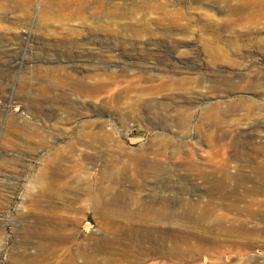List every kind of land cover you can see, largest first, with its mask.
Returning a JSON list of instances; mask_svg holds the SVG:
<instances>
[{
	"label": "rangeland",
	"instance_id": "obj_1",
	"mask_svg": "<svg viewBox=\"0 0 264 264\" xmlns=\"http://www.w3.org/2000/svg\"><path fill=\"white\" fill-rule=\"evenodd\" d=\"M0 2V83L11 97L0 98L1 117L10 115L26 123L21 135L0 126V264H61L63 254L75 252L78 246L87 258L133 254L115 233L126 218L98 217L90 207L103 188L104 200L114 202V208H135L129 202L141 194L127 179L128 166L137 155L134 151L147 147L152 135L164 129L170 145L176 138L174 126L172 132L167 127V116L176 112L168 106L158 109L156 104L150 111L145 107L138 120L131 110L136 90L122 98L119 113L112 108L102 111L95 103L91 109L80 108L71 104L72 100L83 104L73 95L61 97L68 87L61 84L64 73L55 67H67L74 76L80 73L71 67L74 61L93 68L91 74L97 66L107 70L125 66L136 73L173 77L175 86L168 85L167 93L155 96L152 103H172L177 109L190 106L192 135L194 124L215 121L203 108L208 102H216L219 109L233 102L235 111L229 118L222 111L215 115L232 122L236 148L244 151L232 164L248 176L244 186L252 193L246 195L240 187L226 199L210 201L217 212L209 219L197 215L186 219L184 231L201 235L203 243L216 241L220 248L214 253L220 254L204 262L187 256L184 264H264V185L253 175V169L264 166V154L254 152L249 143L264 141V0ZM208 52L218 55L214 64L208 63ZM180 77H188V82L177 85ZM198 77L217 88H196ZM139 83L151 85L146 79ZM47 85L50 93L44 91ZM97 116L106 121V129L114 122L118 134L92 143L94 152L82 147L73 151L72 142L89 139L84 135L90 128L80 122ZM121 147L125 152L119 151ZM196 147L195 158L202 165L218 159L224 150L205 143ZM170 150L166 157L174 163L185 157L184 149L174 155ZM85 154L93 158L88 160ZM47 172L52 185L41 181ZM196 189L203 194L198 201L203 205L208 199L205 188ZM74 222L65 243L70 250L37 233H67L60 225ZM102 239L110 245V254L92 252Z\"/></svg>",
	"mask_w": 264,
	"mask_h": 264
},
{
	"label": "bare ground",
	"instance_id": "obj_2",
	"mask_svg": "<svg viewBox=\"0 0 264 264\" xmlns=\"http://www.w3.org/2000/svg\"><path fill=\"white\" fill-rule=\"evenodd\" d=\"M178 54L180 55V53ZM208 57L209 64H214L218 59V55L215 53L208 52ZM70 65L73 68L80 69V73L71 76L66 69L67 67L64 68L56 65L55 68L64 73L65 76L61 80V84L68 87L66 92L60 94L61 97L68 99L69 96L73 95L76 100L83 102L81 104L72 100L71 104L73 106L78 104L80 108L86 107L88 109L95 103L102 111L106 108H112L115 112L119 113L123 105L122 98L136 90L134 101L131 103V110L137 113L139 116L138 120L142 119L141 117L143 115L141 116V112L145 107L150 111L154 109V105L156 104L158 109L168 106L169 109L176 112L175 114L167 116L170 119L169 122L171 121L170 123L168 122L167 127L172 132L171 127L174 126L173 132L176 133V138L170 145L168 143L169 140L166 139L167 136L164 129L162 132H157L152 135V142L146 145L147 147L142 146L137 150L134 149L135 151L131 149L137 155L132 158L128 166L130 173L127 179L136 187L137 192L141 194L140 197H134L129 202V205H135V208L132 210L127 209L125 206L114 208V202L104 200L105 190L103 188L98 189L97 197L93 201L92 207H90L91 211L98 217L111 216L115 218L117 214L126 218V224L120 227L117 226L115 233L121 242L125 241L123 247L125 249H131L134 253L124 254L121 258H116L113 255H107L100 259L93 256L87 258L86 252L78 246L75 252L63 254V262L61 264H172L175 262L177 264H184L187 256H191L194 260L204 258L203 262L206 259H211V261L212 259H218L220 253L217 254L214 251L219 250L217 249L220 248L219 243L216 241L212 243L206 241V243H203V237L201 235L188 230L184 231L183 227H185L186 219L194 215H197L198 219L206 220L212 217L213 213L217 212L216 207L210 206V201L213 199H226L229 195L238 191L240 187L246 195L252 193L249 187L244 186L248 176L240 173V168L238 169L236 165L232 164V161L240 158L238 157L240 153L241 155L244 153V151H238L236 148L238 142L231 129L232 122L229 119H225V121L223 119L219 120L215 115H218V111H222L223 115L229 118L235 111L233 102L227 103L222 109L217 107L216 102H208L203 108L209 116L215 118V121L212 123L206 122L204 125L194 124L195 135H192L190 106L185 105L182 109H177L175 108L176 105L172 103L165 104V102L161 101H154L152 103V98L155 96H163V92L168 89L167 86H173L175 84L172 79L173 77L154 73L149 74L147 72L142 73L139 71L136 73L131 69H127L125 66L111 70L97 66L94 67L96 72L91 74L90 71L93 68H87L85 64H81L79 61H74ZM142 79H146L151 85L148 88L145 85L142 86L139 83ZM188 79V77L176 79L177 85L180 84L181 86L182 83L184 85L188 82ZM194 84L196 88L205 86L213 90L217 88L216 83L210 82L206 85L203 77L196 78ZM44 91L51 92V86L47 85ZM0 98H3L4 101L11 99L1 83ZM73 109L77 108L73 107ZM1 116L3 114H1L0 110V126L3 124L5 132L23 134V127L26 124L24 122L25 120L10 115H5L4 118ZM82 122H84L86 127L90 128L88 130L89 133L84 135V137L89 139L82 140V142L73 140L74 142L71 143L73 151H80L82 147L86 151L94 152L96 148L92 143H96L99 139H111L113 135L118 134L115 123L109 124V128L106 129V121L100 116L95 117L92 121H81L80 123ZM202 143H205L210 148H214L215 145H220L224 150L217 154L218 159H207L202 165V162L195 158L198 150L196 146ZM249 143H252L251 149L254 152L259 155L264 154V141L255 140V142L252 141ZM170 148V155L180 153L184 149L185 157H182L179 162L174 163L172 157H166L167 150ZM233 148L236 150H231ZM119 151L125 152L122 147ZM85 158L90 160L93 157L85 154ZM253 175L264 185V166L255 168V170L253 169ZM41 181H46V184L52 185L53 177L47 172L41 178ZM176 184L178 185L175 186ZM197 186H200V191L202 188H205L204 193H206L208 199L203 205L198 202L203 194L197 192ZM174 188L178 191L174 190ZM229 211H233V208H230ZM43 223L46 224L44 221ZM74 225L75 222L70 223V225H60L68 231L67 233H65V230L62 234L47 230H44L46 232L37 231V233L52 240L54 242L53 245L63 244L70 250L71 248L67 247L65 243L69 242L66 239L70 238V232L73 230ZM101 242L94 246L92 252L96 254H110V245H106L108 242L104 243L103 239Z\"/></svg>",
	"mask_w": 264,
	"mask_h": 264
}]
</instances>
